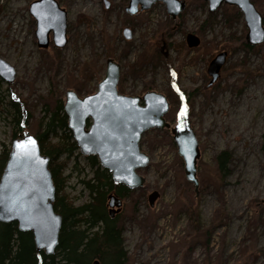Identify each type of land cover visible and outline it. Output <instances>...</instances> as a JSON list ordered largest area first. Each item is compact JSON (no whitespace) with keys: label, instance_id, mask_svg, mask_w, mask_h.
<instances>
[{"label":"rangeland","instance_id":"1","mask_svg":"<svg viewBox=\"0 0 264 264\" xmlns=\"http://www.w3.org/2000/svg\"><path fill=\"white\" fill-rule=\"evenodd\" d=\"M35 1L0 0V57L16 72L11 84L0 79V162L14 140L37 138L52 114L61 116L57 106L68 90L79 98L96 93L112 60L120 67V95L155 92L170 106L169 128L148 130L140 139L149 158L137 171L144 186L130 191L114 216L125 264H264V43L244 47L242 14L227 5L210 14L202 0H179L185 8L176 19L161 2L129 15V0H107L109 9L101 0H55L67 14V44L56 48L50 34L48 46L38 48L28 12ZM251 2L263 16L264 0ZM189 34L199 39L197 48L187 47ZM222 52L226 63L208 87V65ZM13 101L28 117L16 138ZM182 102L198 144L196 191L171 134ZM224 151L231 160L222 176L216 157ZM76 154L67 161L63 193L79 207L89 201L82 181L94 169ZM153 192L158 198L150 206Z\"/></svg>","mask_w":264,"mask_h":264},{"label":"water","instance_id":"2","mask_svg":"<svg viewBox=\"0 0 264 264\" xmlns=\"http://www.w3.org/2000/svg\"><path fill=\"white\" fill-rule=\"evenodd\" d=\"M105 9L110 3L102 0ZM208 12L215 13L222 5L235 7L243 16L247 29L246 42L251 46L264 43L263 16L255 9L251 0H203ZM161 2L167 12L175 18L185 8L179 0H129L125 12L135 15L147 10L153 3ZM28 12L35 21V38L38 48H46L51 34L53 45L63 48L67 44V14L55 0H38L29 5ZM122 35L130 40L132 32L125 28ZM188 48H197L199 39L187 35ZM226 63V53L217 54L209 63L208 87L219 78ZM120 67L107 60L104 78L96 93L79 98L68 90L64 97L63 111L67 127L82 156H95L100 167L107 170L115 185L132 191L144 186V178L137 170L147 167L149 158L140 151L142 134L152 129H167L165 116L169 111L167 99L155 92H146L141 97L120 95L117 91ZM16 72L0 57V79L11 84ZM185 115L181 118V111ZM177 154L182 159L186 180L198 188L196 162L199 157L198 144L189 121V109L182 103L176 115V124L171 129ZM32 141L34 143H28ZM49 158L41 154L37 140L24 134L12 142L6 163L0 176V223H16L20 232H31L37 251L54 254L59 241L62 217L54 211L55 191L48 168ZM158 198L153 192L148 197L152 206ZM108 216L113 219L119 212L122 201L114 194L107 196ZM91 264H100L98 260Z\"/></svg>","mask_w":264,"mask_h":264},{"label":"trees","instance_id":"3","mask_svg":"<svg viewBox=\"0 0 264 264\" xmlns=\"http://www.w3.org/2000/svg\"><path fill=\"white\" fill-rule=\"evenodd\" d=\"M244 45L246 49H252L251 45ZM10 105L13 112V138H16L26 128L28 117L15 101ZM57 110L63 111L62 103H59ZM56 114H52L45 131L36 139L41 154L49 158L48 168L55 191L53 208L62 217L58 246L54 254L46 255L36 250L31 232H20L16 223H0V264H91L95 260L101 264H125L127 256L123 248L122 230L116 227L115 220L109 219L105 200L109 193L125 199L130 191L124 186L115 185L110 173L101 169L96 157L92 156L85 159L94 169L92 176L82 181L89 201L79 207L69 201L63 193V173L67 161L78 156V147L67 127L64 111L60 117ZM59 131L63 134L60 135V141L57 138ZM55 139L57 141L52 142ZM62 156L66 159L59 162ZM5 160L7 156L0 162V176ZM230 160L226 151L216 157L222 176L226 174Z\"/></svg>","mask_w":264,"mask_h":264},{"label":"flooded vegetation","instance_id":"4","mask_svg":"<svg viewBox=\"0 0 264 264\" xmlns=\"http://www.w3.org/2000/svg\"><path fill=\"white\" fill-rule=\"evenodd\" d=\"M102 1V0H101ZM203 1V0H202ZM103 2V1H102ZM129 2V1H128ZM204 2V1H203ZM156 3V2H155ZM207 3V2H206ZM208 5V4H207ZM110 7V6H109ZM105 8V7H104ZM109 9V8H108ZM143 11H145V10H143ZM143 11H138V13L139 12H143ZM126 13V12H125ZM137 13V14H138ZM128 14V13H127ZM137 14H135V15H137ZM210 14H213V13H210ZM176 19V18H175ZM51 41H52V38H51ZM49 44V43H48ZM52 44H53V42H52ZM200 45V44H199ZM194 49V48H193ZM107 215H108V211H107ZM112 220H114V218L112 219ZM100 263V262H99ZM101 264V263H100Z\"/></svg>","mask_w":264,"mask_h":264},{"label":"snow or ice","instance_id":"5","mask_svg":"<svg viewBox=\"0 0 264 264\" xmlns=\"http://www.w3.org/2000/svg\"><path fill=\"white\" fill-rule=\"evenodd\" d=\"M184 115H185V110L182 109V111H181V113H180L181 118H183ZM28 143H34V142L29 141Z\"/></svg>","mask_w":264,"mask_h":264}]
</instances>
